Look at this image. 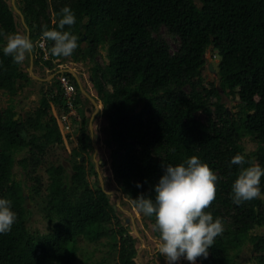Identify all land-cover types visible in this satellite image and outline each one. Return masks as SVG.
Returning a JSON list of instances; mask_svg holds the SVG:
<instances>
[{
	"label": "trees",
	"instance_id": "16d2710c",
	"mask_svg": "<svg viewBox=\"0 0 264 264\" xmlns=\"http://www.w3.org/2000/svg\"><path fill=\"white\" fill-rule=\"evenodd\" d=\"M199 2L200 6L194 0H22V13L35 23L32 38H44V26L56 27L63 6L74 11L76 22L65 25V30L78 36L76 51L87 43L82 58L93 62L91 84L103 103L112 173L119 190L133 202L141 193L154 196L152 186L163 165L198 155L218 177L215 199L206 210L214 218H222L224 231L215 238L208 256L197 260L201 264H246L229 260L223 246L249 241L256 261L248 264H264V235H250L255 227L264 225L263 200L232 202L231 185L239 166L229 164L233 155L241 153L248 163L264 166V0ZM16 26L8 3L0 0V28L13 33ZM160 29L177 41L174 51L159 36ZM5 42V37H0V47ZM45 45L48 57L40 60L50 67L53 60L64 56L50 54L52 41L46 40ZM99 46L106 47V65L94 62ZM208 49L218 59L216 72L221 78L218 87L210 83L200 91L192 82L201 75ZM65 75L80 95L73 76ZM20 79L19 63L0 51V90L14 94ZM186 86L191 87L189 93ZM61 93L57 81L55 99L62 110ZM221 93L237 94L243 117L236 120L228 115ZM48 104L42 97L34 115L23 123L15 119L13 108L0 111V197L9 199L16 212L11 230L0 234V264H70L73 252L69 253V245L79 236L95 240L101 235L100 228L114 218L107 195L100 188L87 187L81 167L74 166L68 187L63 183L64 170L57 165L45 170L49 180L44 190L45 216L53 223L52 231L40 234L26 228L31 212L13 170L18 165L25 171L28 164L35 170L40 156L16 160L15 155L28 145L40 155L45 145L61 143L57 118L61 110L55 121L42 125L49 114ZM200 112L206 115L203 121L197 116ZM83 128L80 151H85L89 140ZM27 129L43 131V144L35 137L27 141L22 135ZM244 137L256 143L248 154L241 146ZM260 187L264 191V175ZM33 193L38 195L39 189L34 188ZM146 217L154 221V217ZM112 232L117 237V264H135L133 237L119 223Z\"/></svg>",
	"mask_w": 264,
	"mask_h": 264
},
{
	"label": "rangeland",
	"instance_id": "374dc122",
	"mask_svg": "<svg viewBox=\"0 0 264 264\" xmlns=\"http://www.w3.org/2000/svg\"><path fill=\"white\" fill-rule=\"evenodd\" d=\"M200 6L199 0H194ZM11 8L16 21V32H27L30 37L35 33V23L28 20L22 13V0H6ZM81 33L84 29L81 28ZM159 36L163 38L170 50L174 51L177 47V41L167 36L163 29H160ZM83 38V37H82ZM87 39V38H86ZM6 40V38H5ZM33 50L26 56L23 62L19 63V69L23 73V79L17 80L14 94L5 93L0 90V111L4 112L11 107L17 113L16 118L20 122H25L29 115H34V112L39 107V102L42 97L48 100L49 110L48 116L43 118L42 125L55 121V115L61 110V103L55 99L57 93V74L62 72L70 73L77 83L78 90L85 92V95H79L78 105L79 121H74L73 128L69 132H60L61 143L45 145L43 150L38 154V151L31 146H26L16 152V160L29 158L31 155L37 156L40 163L35 170L31 169L28 164L25 171L18 165L14 167V179L23 187V194L27 198L28 206H26L31 216L25 222L26 228L30 232L40 234L52 231L53 223L45 216L46 197L45 189L49 183L48 176L45 170L50 166L60 165L63 168V183L68 187L71 186V177L74 174V166L82 168L86 174V181L90 189H102L107 195L109 205L113 208L114 218L104 224L100 228L101 235L95 240H89L86 237L79 236L74 243L69 245V253L72 254L73 260L70 264H117V237L114 229L119 223L123 226L134 239L136 255L134 258L135 264H167L165 257L157 250L159 243V234L153 229L154 221H150L144 213L137 209L131 198L121 192L117 186L111 167V150L110 135L108 123L102 118L103 103L100 102L98 95L91 84V67L93 62L88 59H83V53L87 48V43L83 42L79 51L74 50L71 56L62 57L58 60H53L50 67L43 65L48 57L46 40L44 38H32ZM87 41V40H85ZM43 49L46 56L43 57ZM205 58L206 61L201 75L193 80V85L198 90H203L209 87L212 83L214 86H219V79L210 71L209 62L217 71L218 59L214 52L208 49ZM42 59L43 61H41ZM94 62L100 65L108 63L106 58V47L99 46L94 56ZM184 90L189 93L190 86H186ZM222 100L228 115L231 118L238 120L243 117L242 106L237 94L224 95ZM94 99V102L87 97ZM94 97V98H93ZM94 103V105H92ZM89 110V111H88ZM212 116L215 114V107H210ZM198 118L202 121L206 115L197 113ZM21 123V124H22ZM23 125V124H22ZM89 133V140L85 151H80L79 135L81 127ZM24 138L27 141L36 138L37 142L43 144V131H33L27 129L23 131ZM243 152L250 153L256 148V143L249 137H244L241 142ZM36 178L39 182L35 184ZM34 188L39 189V194H34ZM264 203V197H261ZM251 236H263L264 225L255 227L251 232ZM224 255L229 260L242 263H252L256 261V254L253 252L251 243L246 241L239 244H225ZM175 264H190V262L181 258ZM194 264H201L197 259Z\"/></svg>",
	"mask_w": 264,
	"mask_h": 264
},
{
	"label": "clouds",
	"instance_id": "9594fccd",
	"mask_svg": "<svg viewBox=\"0 0 264 264\" xmlns=\"http://www.w3.org/2000/svg\"><path fill=\"white\" fill-rule=\"evenodd\" d=\"M58 16L56 27L44 26L42 35L46 40L52 41L49 49L52 56H71L78 47L79 38L65 30V25H74L76 16L68 5L59 10ZM0 37L6 38L0 51L11 56L16 63L23 62L33 50V41L27 32L5 33L0 28ZM65 73L67 72L57 74L58 82V76ZM77 96L79 95L76 92L75 102ZM62 101L64 105L63 95ZM79 107L75 103L78 119ZM59 116L60 114L57 116L58 122ZM229 164L239 166L231 185L234 204L264 197V191L260 187L264 166L248 163L245 155L241 153L233 155ZM217 180L216 173L206 162L198 155H191L175 165H163L162 174L152 186L154 196L141 193L134 198L138 210L154 217L152 227L159 234L157 250L165 257L167 264H175L181 258L194 264L197 257L206 258L215 238L224 231L222 218H214L212 212L206 210L215 199ZM136 186L141 185L137 182ZM15 220L16 212L12 210L11 201L0 197V234L9 232Z\"/></svg>",
	"mask_w": 264,
	"mask_h": 264
},
{
	"label": "built area",
	"instance_id": "2783aa9c",
	"mask_svg": "<svg viewBox=\"0 0 264 264\" xmlns=\"http://www.w3.org/2000/svg\"><path fill=\"white\" fill-rule=\"evenodd\" d=\"M40 44H43V47L45 46L43 42ZM43 51V57H47L45 49ZM58 80L64 99L63 109L59 116V124L64 131L69 132L73 128L74 121L78 120L75 110L76 88L74 83L64 74H60Z\"/></svg>",
	"mask_w": 264,
	"mask_h": 264
},
{
	"label": "water",
	"instance_id": "95a60500",
	"mask_svg": "<svg viewBox=\"0 0 264 264\" xmlns=\"http://www.w3.org/2000/svg\"><path fill=\"white\" fill-rule=\"evenodd\" d=\"M84 38H85V37H84ZM84 38H83V39H84ZM205 60L208 61L207 58H206ZM209 69H210L211 72H213V73L216 75V77H217L218 79L221 78V76L218 74V72H216V71L213 69V67H212V63H211V62H209ZM15 119H16V117H15ZM24 202H25V205L28 206L27 198H26L25 196H24Z\"/></svg>",
	"mask_w": 264,
	"mask_h": 264
},
{
	"label": "crops",
	"instance_id": "0c3cea01",
	"mask_svg": "<svg viewBox=\"0 0 264 264\" xmlns=\"http://www.w3.org/2000/svg\"><path fill=\"white\" fill-rule=\"evenodd\" d=\"M80 91H81V90H80ZM85 94H86L85 92H82V91H81V95H85ZM87 98L94 102V99L90 98L89 96H88ZM93 98H94V97H93ZM93 104H94V103H93ZM93 104H92V105H93ZM94 106H95V105H94Z\"/></svg>",
	"mask_w": 264,
	"mask_h": 264
},
{
	"label": "bare ground",
	"instance_id": "6f19581e",
	"mask_svg": "<svg viewBox=\"0 0 264 264\" xmlns=\"http://www.w3.org/2000/svg\"><path fill=\"white\" fill-rule=\"evenodd\" d=\"M94 105V104H93ZM96 107V106H95Z\"/></svg>",
	"mask_w": 264,
	"mask_h": 264
},
{
	"label": "flooded vegetation",
	"instance_id": "af4514ba",
	"mask_svg": "<svg viewBox=\"0 0 264 264\" xmlns=\"http://www.w3.org/2000/svg\"><path fill=\"white\" fill-rule=\"evenodd\" d=\"M89 111V110H88Z\"/></svg>",
	"mask_w": 264,
	"mask_h": 264
}]
</instances>
